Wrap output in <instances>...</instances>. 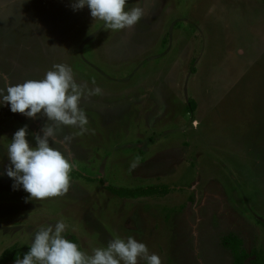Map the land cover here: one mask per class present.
Listing matches in <instances>:
<instances>
[{
	"label": "rangeland",
	"instance_id": "rangeland-1",
	"mask_svg": "<svg viewBox=\"0 0 264 264\" xmlns=\"http://www.w3.org/2000/svg\"><path fill=\"white\" fill-rule=\"evenodd\" d=\"M73 2L0 0L5 94L54 64L103 90L80 103L90 131L64 127L51 145L75 168L69 191L45 200L13 190L6 168L14 133L27 125L35 146L47 118L0 97V258L61 220L88 254L131 236L162 264H234L231 233L248 252L264 247V0H127L145 15L119 31ZM109 186L160 192L125 198Z\"/></svg>",
	"mask_w": 264,
	"mask_h": 264
},
{
	"label": "clouds",
	"instance_id": "clouds-1",
	"mask_svg": "<svg viewBox=\"0 0 264 264\" xmlns=\"http://www.w3.org/2000/svg\"><path fill=\"white\" fill-rule=\"evenodd\" d=\"M126 5L127 0H74L72 8L76 11L87 6L94 20L103 21L106 29L119 31L133 28L145 15L142 7L126 10ZM92 84L95 85V80ZM102 94L99 86L89 88L87 83H77L67 64H54L43 79L8 84L6 94L5 89H0L2 103L10 105L13 113L47 118L42 134H34L35 146L27 139V125L14 133L8 145L10 165L6 175L14 181L13 190L22 186L31 200L58 198L69 191L75 164L51 145L57 142L56 137L64 127L78 128L76 136L88 133L89 121L80 106L81 100L85 95ZM72 138L66 135L64 141L69 142ZM135 166L134 163L132 167ZM67 229L63 220L40 227L34 234L30 250L23 259L18 255L15 264H139L140 260L147 264H162L158 254L150 253L144 243L131 236L126 240L116 237L106 247L95 248L88 254L65 237Z\"/></svg>",
	"mask_w": 264,
	"mask_h": 264
},
{
	"label": "trees",
	"instance_id": "trees-1",
	"mask_svg": "<svg viewBox=\"0 0 264 264\" xmlns=\"http://www.w3.org/2000/svg\"><path fill=\"white\" fill-rule=\"evenodd\" d=\"M108 189L113 194L125 198L152 196L160 192L155 187L143 188L142 186L136 188H127V187L116 188L109 186ZM67 239H71L74 243L80 246L79 242L74 236H71L70 238ZM222 243L232 253L234 258V264H264V247L252 248L251 251L248 252L243 247L242 239L232 233L222 238ZM29 250L30 249L22 248L15 244L3 251L0 258V264H9V262L15 261L18 255L19 258L21 259L23 258L24 254H26Z\"/></svg>",
	"mask_w": 264,
	"mask_h": 264
}]
</instances>
